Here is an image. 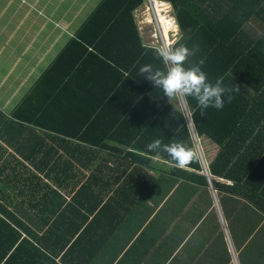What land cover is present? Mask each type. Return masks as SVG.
Returning a JSON list of instances; mask_svg holds the SVG:
<instances>
[{
    "label": "crops",
    "instance_id": "0c3cea01",
    "mask_svg": "<svg viewBox=\"0 0 264 264\" xmlns=\"http://www.w3.org/2000/svg\"><path fill=\"white\" fill-rule=\"evenodd\" d=\"M97 1L0 0V264H264L256 206L244 216L238 203L223 205L206 172L218 146L203 140L197 175L208 190L159 158L144 190L110 138L100 109L108 96L95 95L89 71L63 76L62 88L43 80ZM49 96L75 105L80 124L55 115L52 127L38 126ZM90 106L94 117L80 114Z\"/></svg>",
    "mask_w": 264,
    "mask_h": 264
},
{
    "label": "trees",
    "instance_id": "16d2710c",
    "mask_svg": "<svg viewBox=\"0 0 264 264\" xmlns=\"http://www.w3.org/2000/svg\"><path fill=\"white\" fill-rule=\"evenodd\" d=\"M157 1L171 5L179 27L180 34L173 46L198 45L195 56L190 57L185 66L204 59L202 69L210 81L223 76L225 85L239 87L238 92L232 93L233 100L226 101L223 109L209 107L201 116L197 101L187 97L184 101L189 118L179 97L168 100L162 89L154 87L139 73L140 67L147 64L165 67L155 53L160 46L146 44L141 35L137 14L147 0H102L43 80L55 87L60 85L58 81L61 82L63 76L70 79L72 71H89L87 83H91L95 95L108 96L107 105L100 109L105 114V124L114 132L110 138L125 148L126 157L130 158H124L125 161L137 164L130 179L139 181L144 190L150 189L154 182L146 170H155L152 167L157 158L174 166L173 177L181 176L208 190V179L197 175L204 171V165L195 142L205 140L218 146L220 153L208 165L207 172L221 203L225 206L238 203L244 216L251 203L263 222L264 0ZM104 72L108 74L106 78L102 76ZM66 86L69 88V82ZM58 99L49 96L46 100L38 126L52 127L55 115L61 126L80 124L71 115L74 112L71 108L76 106L68 107L58 103ZM89 108L90 115L80 114L94 117L92 114L97 108ZM15 116L24 119L23 114ZM61 136L71 135L61 133ZM155 139L164 144L182 140L193 150L195 158L185 169L177 168L167 153L147 150L146 145ZM226 214L231 216L228 210Z\"/></svg>",
    "mask_w": 264,
    "mask_h": 264
},
{
    "label": "clouds",
    "instance_id": "9594fccd",
    "mask_svg": "<svg viewBox=\"0 0 264 264\" xmlns=\"http://www.w3.org/2000/svg\"><path fill=\"white\" fill-rule=\"evenodd\" d=\"M197 51L198 45H193L191 48L184 44L159 47L155 49V53L165 67L161 69L147 64L140 67L139 73L151 81L154 87L162 89L168 100L179 97L181 106L187 114H189V110L184 99L193 97L197 101L201 116H203L204 110L209 107L217 110L223 109L226 101L230 103L233 100V91L238 92L240 89L236 85L235 88L225 85L223 76L218 77L214 82L210 81L208 74L202 69L205 63L204 59L186 67L189 58L195 56ZM188 116L191 118L190 114ZM146 148L149 152L163 151L167 153L175 162V166L181 169L188 166L195 158L193 150L182 140L164 144L162 140L155 139L149 142Z\"/></svg>",
    "mask_w": 264,
    "mask_h": 264
},
{
    "label": "built area",
    "instance_id": "2783aa9c",
    "mask_svg": "<svg viewBox=\"0 0 264 264\" xmlns=\"http://www.w3.org/2000/svg\"><path fill=\"white\" fill-rule=\"evenodd\" d=\"M159 4H163L165 6H168L169 14L171 16H169V15L168 16H164L165 19H167L166 20V23L164 24L161 15H158V12H157V10H158V8H157L158 1H156V0H149V3L146 5V8L143 9L144 12H142V14H144V17L141 18V15L138 14V19H139L138 22H139L140 30L141 31L144 30V29H142L141 25L144 24L145 20L147 19V16H149V18L146 20V23L144 25V28L146 26H148V25L153 26L154 34H155V38H156L155 40L158 43H161L162 44L160 47L165 46V45H167V46H173V44L175 42H171L170 39L169 38H166L164 34H165V30L166 29H168V34H172L173 32L171 31V29L174 28L173 27L174 25L177 26V22H176V19L171 14L172 8L169 5V3L159 2ZM140 12H138V13H140ZM172 22H173V24H172ZM176 33H178V35H179L178 26H177ZM150 45L151 46L158 47V45H155L154 43H151ZM199 156H200V158H201V160L203 162V159L204 158H203V155H202V153H201L200 150H199ZM203 164H204V162H203Z\"/></svg>",
    "mask_w": 264,
    "mask_h": 264
},
{
    "label": "rangeland",
    "instance_id": "374dc122",
    "mask_svg": "<svg viewBox=\"0 0 264 264\" xmlns=\"http://www.w3.org/2000/svg\"><path fill=\"white\" fill-rule=\"evenodd\" d=\"M102 0H98L97 1V3L95 4V5H97L99 2H101ZM149 3V0H147V3H146V5ZM160 6H163V8H162V12L160 13V11H158L157 10V12H158V15H165V16H171L170 14H169V10H168V6H164L163 4H159ZM170 5V4H169ZM57 5L56 4H53L51 7H50V10L51 9H54L55 7H56ZM171 6V5H170ZM90 7H92V6H89V8ZM94 7V6H93ZM96 8V7H95ZM94 8V9H95ZM144 8H146V6L144 7ZM157 8H158V5H157ZM92 9V8H91ZM159 9V8H158ZM57 11H60V8H57ZM86 12H89V10H86ZM142 12H144L143 10H141V12L140 13H138L139 15H141V18H143L144 17V14H142ZM138 14H137V16H138ZM171 14H172V12H171ZM80 15H83L82 13L80 14ZM90 15V14H89ZM173 16V15H172ZM174 17V16H173ZM149 18V16H147V19ZM146 19V20H147ZM146 20H145V22H144V24H142L141 25V27H142V29H144L143 31H142V33L143 34H141L142 35V38H143V41L146 43V44H151V43H154L155 45H158V46H161L162 44L161 43H158L155 39V34H154V29H153V26H151V25H148V26H146L145 28H144V25H145V23H146ZM82 24V23H81ZM172 24H173V22H172ZM174 28H172L171 29V31L173 32L172 34H168V38L170 39V41L171 42H176L177 40H178V33H176V31H177V29H175V28H177V26L176 25H174L173 26ZM179 34H180V32H179ZM160 44V45H159ZM195 144H196V146L198 145L199 146V148H200V150H201V152H202V154H203V157H204V159H205V149H206V146H207V143L206 142H204L203 140H196V142H195ZM211 152H213V154H214V151L212 150ZM217 153V152H216Z\"/></svg>",
    "mask_w": 264,
    "mask_h": 264
},
{
    "label": "bare ground",
    "instance_id": "6f19581e",
    "mask_svg": "<svg viewBox=\"0 0 264 264\" xmlns=\"http://www.w3.org/2000/svg\"><path fill=\"white\" fill-rule=\"evenodd\" d=\"M164 6H165V5H164ZM162 7H163V6H160V5H159V2H158V8H159L158 11H160V13L163 11V10H162ZM164 16H165V15H164ZM164 16L161 15L162 20H163V23L165 24L167 19H165ZM175 29H177V28H175ZM164 35H165L166 38H168V29L165 30V34H164Z\"/></svg>",
    "mask_w": 264,
    "mask_h": 264
}]
</instances>
